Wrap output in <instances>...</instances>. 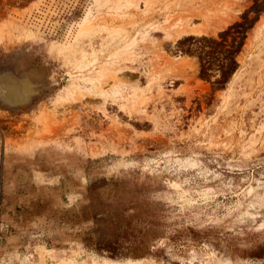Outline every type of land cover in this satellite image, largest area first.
<instances>
[{"label": "rangeland", "instance_id": "1", "mask_svg": "<svg viewBox=\"0 0 264 264\" xmlns=\"http://www.w3.org/2000/svg\"><path fill=\"white\" fill-rule=\"evenodd\" d=\"M0 264H264V0H0Z\"/></svg>", "mask_w": 264, "mask_h": 264}, {"label": "bare ground", "instance_id": "2", "mask_svg": "<svg viewBox=\"0 0 264 264\" xmlns=\"http://www.w3.org/2000/svg\"><path fill=\"white\" fill-rule=\"evenodd\" d=\"M192 31H194V33L196 32V30H192ZM192 31H187L186 32V30H185V35L186 34H189V33H191ZM197 34V33H196ZM199 34H200V32H199ZM7 79H10V80H12L13 81V83L12 84H10L9 86H8V88L6 89L5 88V86H3V91L5 92V93H9V97L10 98H21V97H23V94H21V95H19V90L21 91V83H19L18 81H16V80H14L13 78H11V77H8ZM7 79L6 78H1V81L2 80H5V81H7ZM4 81H2V83H3ZM21 84V85H20ZM2 86V85H1ZM26 94V93H25ZM22 99V98H21Z\"/></svg>", "mask_w": 264, "mask_h": 264}, {"label": "trees", "instance_id": "3", "mask_svg": "<svg viewBox=\"0 0 264 264\" xmlns=\"http://www.w3.org/2000/svg\"><path fill=\"white\" fill-rule=\"evenodd\" d=\"M6 98V97H5ZM8 99V98H7ZM9 100V99H8ZM9 101H11V100H9ZM11 102H16V101H11Z\"/></svg>", "mask_w": 264, "mask_h": 264}]
</instances>
